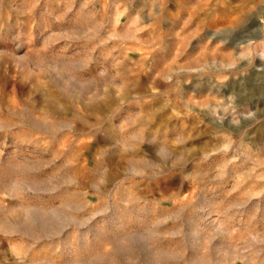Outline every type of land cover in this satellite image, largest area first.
<instances>
[{
  "label": "rangeland",
  "instance_id": "obj_1",
  "mask_svg": "<svg viewBox=\"0 0 264 264\" xmlns=\"http://www.w3.org/2000/svg\"><path fill=\"white\" fill-rule=\"evenodd\" d=\"M0 264H264V0H0Z\"/></svg>",
  "mask_w": 264,
  "mask_h": 264
}]
</instances>
